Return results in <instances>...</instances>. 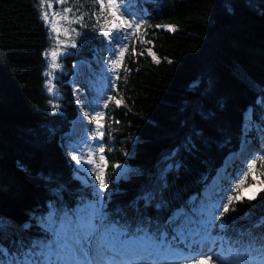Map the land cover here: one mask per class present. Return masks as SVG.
Segmentation results:
<instances>
[{
  "label": "trees",
  "instance_id": "trees-1",
  "mask_svg": "<svg viewBox=\"0 0 264 264\" xmlns=\"http://www.w3.org/2000/svg\"><path fill=\"white\" fill-rule=\"evenodd\" d=\"M70 1L68 7L76 16H84L85 26L75 24L81 36L73 32L77 48L61 59L62 69L54 79L59 95L55 96L47 91L53 41L41 0H0V216L17 223L45 206L49 196L45 178L75 189L70 179L74 162L69 163L59 147V137L79 115L70 84L75 63H88V84L94 81L99 88L104 87L98 76L107 65L106 58H115L98 31L95 0ZM127 4L134 14L146 10L147 23L139 36L126 41L129 49L120 79L115 81L117 89H105V96L123 97L124 103L116 107L110 102L107 109H100L106 111L103 142L111 149L105 152L109 165L120 162L144 175L110 185L113 206L137 196L145 179L193 124L199 125L196 130L202 139L195 151H181L177 156L181 167L169 178L174 192L197 194L205 183L212 184L217 170L225 178L220 183L229 187L242 178L243 187L253 174L264 178L260 161L248 177L243 175L247 161L256 158L252 156L257 153L254 141L264 145V135L253 130L248 143H242L247 125L264 113L254 103L258 95H264V2L127 0ZM158 24L173 25L176 30L155 27ZM133 46L144 55L133 56ZM148 47L159 64L147 55ZM83 90L94 104L96 93L87 86ZM196 98L202 101L200 108L193 105ZM49 100L62 105L55 115ZM49 128L57 130L56 138L48 135ZM125 151L127 157L122 155ZM256 194L250 206L247 200L236 204L232 215L252 213L253 220L264 215V191Z\"/></svg>",
  "mask_w": 264,
  "mask_h": 264
},
{
  "label": "snow or ice",
  "instance_id": "snow-or-ice-1",
  "mask_svg": "<svg viewBox=\"0 0 264 264\" xmlns=\"http://www.w3.org/2000/svg\"><path fill=\"white\" fill-rule=\"evenodd\" d=\"M57 2L63 4V0ZM253 2L249 0L250 4ZM95 3L100 13L96 16V23L100 25L98 31L101 38L109 42L108 50L115 58H106L107 65L99 73L98 79L104 87H95L94 81L86 85L96 93L94 104L82 90L73 89L79 115L71 122L69 131L59 137V147L69 163L74 162L70 179L76 187L73 190L65 182L47 177L45 184L49 196L38 214L33 211L27 221L20 223L0 216V264H264V215L254 220L252 213L243 217L232 215L237 212L236 204L247 200L250 206L257 199V194L247 197L240 194L243 178L229 187L226 182L220 183L225 178L217 170L212 184L205 183L195 195L172 190L169 178L181 167L177 156L181 151H195L202 139L196 130L198 124H193L191 130L186 129L183 139L145 179L136 197L125 205L113 206L114 189L110 185L121 180L131 182L132 178L144 174L120 162L109 165L105 152L111 149L103 142L106 111L99 109H107L110 102L116 107L124 103L123 97L105 96V89H117L115 81L120 79L129 49L126 41L129 36L141 34L142 26L147 23L143 18L147 12H129L127 0H95ZM63 12L70 14L72 9L63 8ZM43 18L49 19L47 12L43 13ZM58 19L85 26L83 15L75 20L71 15H61ZM53 27L57 36L63 32L68 37L73 31L77 37L81 36L74 28ZM155 27L176 30L173 25ZM146 43L151 45L152 41ZM61 45L77 48L75 39L70 45L64 42ZM146 51L152 60L160 63L152 47ZM132 54L144 55L137 53L135 46ZM59 55L58 50L51 52L54 61ZM49 67L60 68V65L53 63ZM46 83L48 93L54 94L52 81L49 79ZM254 103L264 109V95H258ZM201 104L199 98L193 101L195 108H200ZM49 105L53 115L62 108L53 100H49ZM261 121H264V113L259 121L247 125L242 143H248V133L253 130L258 136L264 135ZM78 128L82 134L74 139ZM47 131L51 138H56V129ZM254 143L257 155L247 161L245 178L255 170L257 161L264 162V145L258 141ZM122 155L127 157L129 153L125 151ZM109 166L111 175L108 174ZM260 191H264V186Z\"/></svg>",
  "mask_w": 264,
  "mask_h": 264
},
{
  "label": "rangeland",
  "instance_id": "rangeland-1",
  "mask_svg": "<svg viewBox=\"0 0 264 264\" xmlns=\"http://www.w3.org/2000/svg\"><path fill=\"white\" fill-rule=\"evenodd\" d=\"M72 1V0H71ZM70 1V3H71ZM49 4H51V6H49ZM69 4V0H63V4H60L57 2V0H44V2H41V6H42V11L43 13L47 12L49 15V19L46 21L49 30H50V34L52 36V44H53V48L52 50L49 52V65L53 64V63H57L60 65V68H50L48 69V73L51 72L52 76L49 77V79L52 81V84L55 86V91L54 94L55 96L59 95L58 92V88L57 86L54 84V79H56V75L57 73L62 69V62L61 59L68 53H70V51L72 50V48L69 46L67 48L62 47L61 42H64L68 45H70L71 40L74 39L73 32L70 33V35L68 37H65L63 32L60 33L59 36H57V33L54 31V25L57 27H70V28H74L76 29L75 24L76 23H71L69 24L67 21H60L58 18L61 15H71L73 20H75V18L78 16H76V14L74 13V11H72L70 14L69 13H64L63 12V8H70L68 7ZM53 50H58L61 55H59L55 61L53 60L52 56H51V52ZM90 68L88 66V63L84 60H78L75 63V74L73 76V78L70 80V84L73 87H76L78 90H82V92L84 94H86V92L83 90V87L88 85V81H87V74L89 72ZM74 81H76V83L74 84ZM79 109V108H78ZM88 110V109H86ZM100 110V109H99ZM85 132H88V129L84 130ZM82 133L79 131V128L77 129V132L73 134V138H78L79 135H81ZM252 156H256V153ZM252 181L246 185H244L243 187H241L240 190V194L247 197L253 194H256L262 186H264V178L261 177L258 174H253L251 176Z\"/></svg>",
  "mask_w": 264,
  "mask_h": 264
}]
</instances>
